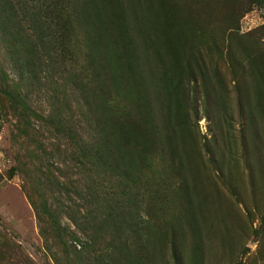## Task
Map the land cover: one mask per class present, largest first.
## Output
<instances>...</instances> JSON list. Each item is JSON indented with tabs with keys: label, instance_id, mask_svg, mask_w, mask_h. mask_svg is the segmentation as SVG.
Segmentation results:
<instances>
[{
	"label": "rangeland",
	"instance_id": "obj_1",
	"mask_svg": "<svg viewBox=\"0 0 264 264\" xmlns=\"http://www.w3.org/2000/svg\"><path fill=\"white\" fill-rule=\"evenodd\" d=\"M80 2L0 0V264H264V0Z\"/></svg>",
	"mask_w": 264,
	"mask_h": 264
},
{
	"label": "trees",
	"instance_id": "obj_2",
	"mask_svg": "<svg viewBox=\"0 0 264 264\" xmlns=\"http://www.w3.org/2000/svg\"><path fill=\"white\" fill-rule=\"evenodd\" d=\"M263 0H251V2H254L256 4L262 2ZM50 4V3H49ZM47 8H50L48 4H45ZM80 5L82 7V11H81V18L84 22V24L88 25V26H91V21H92V16L94 15H100L101 13H99L101 10L100 6H99V3H98V0H81L80 2ZM45 16V15H44ZM100 25H103L102 23H100ZM102 31V30H101ZM92 30L90 31V34L92 35ZM89 35L87 36L89 39L91 38V40L93 39V37ZM104 100H98L96 102V104L99 106L98 107V114L99 116L101 117L100 119V122L103 126V129L101 131V137L102 138H108L112 141L111 143L113 145L116 146L114 152L116 154H118V146H117V141H118V138H117V135H116V129L113 128V125H112V121L110 120V117H109V114H108V111L104 105ZM133 155V154H131Z\"/></svg>",
	"mask_w": 264,
	"mask_h": 264
}]
</instances>
